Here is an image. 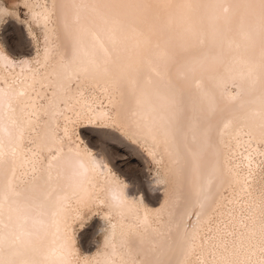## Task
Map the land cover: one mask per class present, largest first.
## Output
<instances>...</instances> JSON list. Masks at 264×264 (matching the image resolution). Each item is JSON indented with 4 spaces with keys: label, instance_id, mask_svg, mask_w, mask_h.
<instances>
[{
    "label": "bare ground",
    "instance_id": "1",
    "mask_svg": "<svg viewBox=\"0 0 264 264\" xmlns=\"http://www.w3.org/2000/svg\"><path fill=\"white\" fill-rule=\"evenodd\" d=\"M23 2L41 42L18 61L0 47V264H264V0ZM80 120L144 147L159 204L127 191ZM111 184L131 211L109 208ZM89 209L101 240L82 254Z\"/></svg>",
    "mask_w": 264,
    "mask_h": 264
},
{
    "label": "rangeland",
    "instance_id": "2",
    "mask_svg": "<svg viewBox=\"0 0 264 264\" xmlns=\"http://www.w3.org/2000/svg\"><path fill=\"white\" fill-rule=\"evenodd\" d=\"M0 2L8 8L6 12L0 13V47L15 61L32 57L40 47L41 34L39 29L31 27L27 5L23 0ZM75 123L73 131L80 135V141L125 181V187L133 197H141L150 207L159 204L163 183L157 180L158 166L146 154L143 146L127 139L113 126L81 120ZM241 150L243 148L234 152L233 159L236 157L234 162L245 171L247 166L242 161ZM254 168L264 169V157L261 159L260 154L255 157ZM95 210L89 209L83 217L73 222L75 240L82 254L93 252L101 240L102 220L100 212ZM213 249L216 251L217 245Z\"/></svg>",
    "mask_w": 264,
    "mask_h": 264
},
{
    "label": "clouds",
    "instance_id": "3",
    "mask_svg": "<svg viewBox=\"0 0 264 264\" xmlns=\"http://www.w3.org/2000/svg\"><path fill=\"white\" fill-rule=\"evenodd\" d=\"M106 201L115 214H125L132 209L128 196L121 186L111 184L106 188Z\"/></svg>",
    "mask_w": 264,
    "mask_h": 264
}]
</instances>
